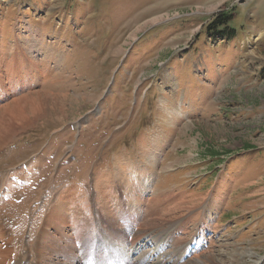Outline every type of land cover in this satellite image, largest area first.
Returning a JSON list of instances; mask_svg holds the SVG:
<instances>
[{"label": "rangeland", "instance_id": "374dc122", "mask_svg": "<svg viewBox=\"0 0 264 264\" xmlns=\"http://www.w3.org/2000/svg\"><path fill=\"white\" fill-rule=\"evenodd\" d=\"M38 44L54 48L42 75L0 91V141L30 120L0 148V227L16 259L58 194L78 189L95 209L97 183L117 182L122 162L123 199L140 192L151 206L175 193L188 206L145 236L137 262L157 264L158 241L162 264H264V0H0V59L28 47L19 62L30 73L45 61ZM46 93L65 99V113H32ZM14 100L23 116L6 108ZM176 223L181 248L168 237Z\"/></svg>", "mask_w": 264, "mask_h": 264}, {"label": "bare ground", "instance_id": "6f19581e", "mask_svg": "<svg viewBox=\"0 0 264 264\" xmlns=\"http://www.w3.org/2000/svg\"><path fill=\"white\" fill-rule=\"evenodd\" d=\"M164 19V16L155 17L147 24H155ZM136 36L137 35L134 33L132 38H135ZM31 39L34 42L43 45V37L41 39L38 35H32ZM24 40H26L25 37ZM39 44L37 45V53L42 51L45 54V61L43 63H37L36 66L32 63L31 65L28 63L31 66V69L29 70L30 73L27 71L22 72V63L20 64L19 62L20 58L23 57L26 59V62L29 61L27 52V49L29 50L28 47L27 49L25 47V51L27 53L25 56L23 54L20 58L17 56H10V58L6 57L5 59H0V85L2 86L0 91L3 93L6 92V95H10L9 92L11 91L16 92L13 88H22L24 82L30 78L35 79L37 77L38 73L41 72L38 68L39 66H42L43 68L47 66V60L54 48L52 46H48L47 49H43ZM10 61H12L15 65L9 66ZM4 63L8 65V67L6 66V71L4 70ZM51 73L53 72H49V75ZM5 74L6 77L9 78H6V81L3 80L2 76ZM40 75H42V73H40ZM28 76H30V78ZM168 76L169 75H167V77ZM168 79L170 78L168 77ZM6 84L8 86H6ZM10 85H12V89ZM12 102L15 104L6 108H12L16 110L18 114L23 116L24 111H21V106L17 104V100ZM65 106V99H63L60 95L46 93V95H44V99H41L40 106H32L30 109L32 113L36 115L40 114V111L45 110V107H56L65 113ZM29 122L30 120H26L19 128L25 129V127L30 124ZM18 126L19 125L9 126L10 128L5 130L6 136L1 139L0 148L6 145V143L10 141V139L16 135L19 130H21ZM118 160L119 162L121 161L120 159ZM118 167L121 173L117 182H115V180L108 175L104 178V180L97 183V189L92 195V199L95 202V209L87 204L88 201L84 197L80 198V195L83 194V192H80L78 189L75 191L66 190L58 194L45 214V221L42 223L39 230H37L38 232L33 238L32 242L34 244L32 243V245L29 246L30 249L26 259L25 257L24 259L23 257L16 259V249L13 245L14 238L8 240V237H11V232L3 230L2 227H0V264H146L143 261L137 262L141 261L139 260L140 257L143 258V255L148 254V251L144 247L146 240L145 236L147 234H157V236L162 233L164 234L167 229L163 226V221H169V218H175L179 211L188 207L186 204L187 202L185 201L184 196L180 197L175 193H172L168 195H157L155 200L152 199V205L150 206V202H147L149 199L145 198L144 194L139 191V195L136 194L131 198L127 197V200L126 198L123 199V196L129 192V187L132 188V183L129 184V181L126 179L122 162L119 163ZM147 205L151 208H149L147 216L145 215L146 217H143L142 214L146 213L143 211ZM100 208L102 209V214H100ZM87 210H92L91 213L96 210L94 216L99 219V223L94 222L92 220L93 218L87 216ZM149 219L150 223L148 224L147 221ZM139 222H142L143 230L139 236H134L135 228H138ZM181 225L183 224L176 223L172 229L169 227L171 225L166 224V226L171 229L169 234L167 233L168 237L171 238V245H175L180 248L184 243H186V241L177 237L176 231L182 229ZM137 230L141 231L140 228ZM133 238L134 241L132 240ZM159 238L161 239L159 236L156 240H159ZM194 239L190 243L189 248L195 245ZM161 244L162 242L157 241L153 245L152 251L156 254V256H158V258L156 257V261L158 262L157 264H162L160 261L164 260L159 254V249L162 246ZM182 255H184L181 256L184 259L191 256L188 251L182 252ZM248 255L249 260L255 256L254 254L252 255L251 252H249ZM259 258L260 257H258L256 261L254 260L255 262L253 261L254 264H257V262L261 260V258ZM135 259L138 260L132 262ZM146 259H148V256ZM195 259L199 260L198 262L203 264L201 259L198 257H195ZM152 260L153 259L150 260L151 263ZM210 261H212V259L207 260L204 264H207ZM220 263L222 264V262ZM147 264H149V261H147Z\"/></svg>", "mask_w": 264, "mask_h": 264}, {"label": "trees", "instance_id": "16d2710c", "mask_svg": "<svg viewBox=\"0 0 264 264\" xmlns=\"http://www.w3.org/2000/svg\"><path fill=\"white\" fill-rule=\"evenodd\" d=\"M218 22H219V21H218ZM218 22H217V23H218Z\"/></svg>", "mask_w": 264, "mask_h": 264}]
</instances>
